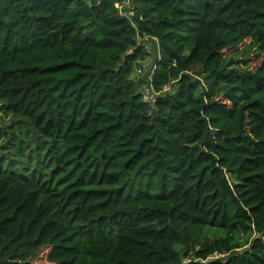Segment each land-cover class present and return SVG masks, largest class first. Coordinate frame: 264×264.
Instances as JSON below:
<instances>
[{"label": "trees", "instance_id": "1", "mask_svg": "<svg viewBox=\"0 0 264 264\" xmlns=\"http://www.w3.org/2000/svg\"><path fill=\"white\" fill-rule=\"evenodd\" d=\"M119 1L0 0V264H264V0Z\"/></svg>", "mask_w": 264, "mask_h": 264}, {"label": "rangeland", "instance_id": "2", "mask_svg": "<svg viewBox=\"0 0 264 264\" xmlns=\"http://www.w3.org/2000/svg\"><path fill=\"white\" fill-rule=\"evenodd\" d=\"M142 44H145V49L146 52L149 54L150 57H147L145 59L144 62H142L141 64L143 65L144 63L148 64L149 68H153V59H154V44L151 40L149 41H144ZM250 66L254 67L257 63V57H250ZM140 67H138L139 69ZM140 74L136 73V69L134 70V72L131 75V78L135 79V80H140L142 78H139ZM149 75V71L144 73L143 76ZM146 89V86H144L142 88V91ZM169 89V87H168ZM141 90V87H140ZM11 123V118L9 116H5L4 113L0 110V158L4 159V160H8V161H13L12 158L16 155L14 152V149L11 147L14 141L15 137H20V133L19 131L16 129L14 132V135H7L6 131L8 126ZM23 131V128H22ZM15 162V161H13ZM219 234V231L216 229H208L207 230V235H216ZM216 255H213L211 257H208V260H213L215 259ZM35 264H47L46 262V252H42V254H40L36 260Z\"/></svg>", "mask_w": 264, "mask_h": 264}, {"label": "built area", "instance_id": "3", "mask_svg": "<svg viewBox=\"0 0 264 264\" xmlns=\"http://www.w3.org/2000/svg\"><path fill=\"white\" fill-rule=\"evenodd\" d=\"M117 10L119 12V15L121 17L127 18L130 22V24L134 26L132 19L136 15V11L131 3V0H120L118 5H117ZM139 20H142L141 16H139ZM136 41L137 45H141L144 41H148L146 38H141L138 35V32L136 33ZM144 49H145V44H144ZM146 51V49H145ZM153 68H149L147 63H144L139 69H136V73L140 74L138 75L139 77L142 76L144 73L150 71L148 77H151L152 71H154ZM168 87H164V91H167ZM141 95L143 97V100L145 102H151L153 103L155 101V95L148 89H144L143 91L141 90Z\"/></svg>", "mask_w": 264, "mask_h": 264}]
</instances>
